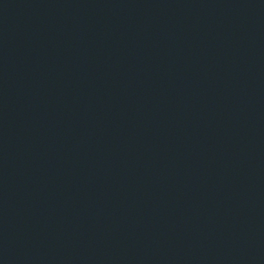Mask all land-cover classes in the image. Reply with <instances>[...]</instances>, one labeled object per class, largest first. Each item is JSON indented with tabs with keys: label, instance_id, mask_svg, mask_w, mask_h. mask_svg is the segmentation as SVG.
Instances as JSON below:
<instances>
[{
	"label": "water",
	"instance_id": "95a60500",
	"mask_svg": "<svg viewBox=\"0 0 264 264\" xmlns=\"http://www.w3.org/2000/svg\"><path fill=\"white\" fill-rule=\"evenodd\" d=\"M0 264H264V0H0Z\"/></svg>",
	"mask_w": 264,
	"mask_h": 264
}]
</instances>
